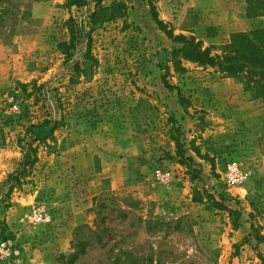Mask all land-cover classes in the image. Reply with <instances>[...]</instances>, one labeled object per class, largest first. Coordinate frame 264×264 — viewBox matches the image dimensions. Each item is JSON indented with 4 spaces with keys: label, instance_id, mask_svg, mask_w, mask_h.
Wrapping results in <instances>:
<instances>
[{
    "label": "rangeland",
    "instance_id": "1",
    "mask_svg": "<svg viewBox=\"0 0 264 264\" xmlns=\"http://www.w3.org/2000/svg\"><path fill=\"white\" fill-rule=\"evenodd\" d=\"M113 1L0 0V264H264V102L215 68L177 67L167 33L220 53L264 27L248 10L264 0H123L126 17L93 30ZM71 18L93 36L88 65V38L68 61L59 48ZM48 118L54 136L31 149ZM85 223L110 231L77 258Z\"/></svg>",
    "mask_w": 264,
    "mask_h": 264
},
{
    "label": "trees",
    "instance_id": "2",
    "mask_svg": "<svg viewBox=\"0 0 264 264\" xmlns=\"http://www.w3.org/2000/svg\"><path fill=\"white\" fill-rule=\"evenodd\" d=\"M71 1L78 6H83L88 3V0ZM259 7L257 3H249V15H263L264 9L259 11L257 10L260 9ZM128 10L129 5L123 0H114L109 6L99 4L98 8L90 14L89 23L93 26L92 29L94 30L105 22L125 18ZM158 21L163 29L166 30L164 23L160 20ZM68 22L71 25V40L69 42H60L59 48L66 54V61H68L74 56L77 46L81 44L84 39L88 38L86 43L88 50L84 53V64L87 63L88 65L90 59L95 60L90 50L93 36L86 32L85 27H80L79 23L74 18H71ZM167 33L175 42L180 43V46H176L173 50V60L177 67H180L182 60L186 59L197 62L205 67L215 68L225 76L243 82L246 90L250 91L254 96L262 99L264 102V27L232 34L230 42L222 47V52L220 53H213L211 47H205L203 42L197 40L194 36H188L186 34L175 35L172 32ZM77 64L75 66H77ZM76 68L77 67H74V76L77 72ZM81 72H85V70ZM57 128L58 122L49 118L43 122L32 124L28 128V132L30 133L29 137L31 139V149L34 150V141L46 142L49 138H52ZM177 129L179 131L180 126ZM177 147L181 162L187 165L190 164V162L194 165L197 164L195 157L189 154V148L186 147L185 142H178ZM192 147L197 154L202 155L198 146ZM26 159L30 161V154L25 156V160ZM24 165L26 166L27 163L25 162ZM199 171H202V166H200ZM17 177L18 175H12L13 179H18ZM12 186L13 185H11L10 189H12ZM221 197L224 199L225 196L221 195ZM101 198L102 196L99 197V199ZM98 206H100V204H98ZM121 212L127 215L126 213L128 211L121 209ZM106 219L108 218H97L96 222L105 223ZM109 231L110 228L108 226L99 229V226L94 228L93 225L88 223L79 225L77 227V258L80 254L85 253L86 247L92 243L94 236L97 235V240L104 241L105 235H107ZM73 254L74 253H71L72 256Z\"/></svg>",
    "mask_w": 264,
    "mask_h": 264
},
{
    "label": "built area",
    "instance_id": "3",
    "mask_svg": "<svg viewBox=\"0 0 264 264\" xmlns=\"http://www.w3.org/2000/svg\"><path fill=\"white\" fill-rule=\"evenodd\" d=\"M234 180L236 181V180H238V178L237 179L235 178Z\"/></svg>",
    "mask_w": 264,
    "mask_h": 264
}]
</instances>
